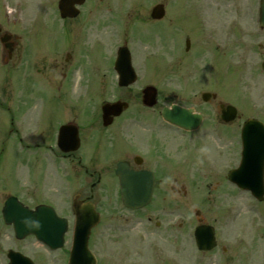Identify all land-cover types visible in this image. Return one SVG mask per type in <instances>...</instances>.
Listing matches in <instances>:
<instances>
[{
    "label": "flooded vegetation",
    "instance_id": "flooded-vegetation-1",
    "mask_svg": "<svg viewBox=\"0 0 264 264\" xmlns=\"http://www.w3.org/2000/svg\"><path fill=\"white\" fill-rule=\"evenodd\" d=\"M155 5L163 6L164 16L159 20L151 17V9ZM155 5L149 10L147 21H150L152 30L155 29V34L159 36L163 32L158 26L170 24L167 18L169 11L165 2L160 1ZM125 11L126 8L124 13ZM122 15L120 0H0V39L10 37L0 43V106L14 116L4 103L8 101L9 90L11 91L9 70H17L21 80L20 100L21 96L29 99L23 96L27 93L23 84H29L40 91L45 99L44 102L37 101L34 104L38 118L33 114L30 128L29 117L24 113L18 128H13L10 123L11 128L7 130V134L17 135L19 151L33 152L36 162L41 159L44 161L42 169H27V182L19 178L20 168L15 174L16 168L12 165H8V171L0 167V173L11 180L10 186L1 185L0 189L6 194L2 197L0 191V264H9L10 251L25 256L32 264H69L75 223L72 213L67 218V243L65 251L60 250L62 256L52 255L57 250L53 251L44 246L33 235L17 239L12 228L6 226L2 220V206L9 197L16 198L31 210L41 204V192L34 187L40 171L47 178L52 170L55 179H62L70 186L78 179L75 176L76 169L82 170L79 175L84 176V180L96 176V182H100L101 173L95 169L105 168L107 163L114 168L118 163H124L134 172L146 171L151 175L146 181H153L152 198L145 209L130 211L110 208L99 211V223L92 229L88 241L97 264H139L135 238L130 236L128 240L126 234L138 223V213L148 208L151 210L152 207L155 209L151 212L159 214V217H178L169 221L156 216L153 233L163 235L170 231L180 241H151L146 249L145 263L181 264V198H188L200 185L213 189L219 183L230 186L232 193L229 194H234V185L229 181L230 171L237 166L234 165L233 155L234 121L225 122L223 119V113L229 105L227 98H223L218 91L204 90L199 93L200 101L196 99L192 105H181L201 116L197 129L186 130L166 122L161 117V110L174 103L160 109L158 104L147 107L142 103L144 90L153 86L150 82H143L138 76L128 86H119L114 67L115 51L123 45L126 46V42L112 50L107 66L105 55L104 59L101 55L91 57L88 25L100 24L101 31H106L107 28L115 31V26L121 23ZM7 24L22 26L17 33H11L1 27ZM35 25L44 27L40 32L44 36L45 33L49 34L46 37L47 40L50 39V44L30 53V42L35 40L37 44L39 36V32H32ZM64 32L76 35L73 44L64 38ZM236 40L238 38L232 40L234 44ZM97 42V48L102 51L104 41L100 39ZM261 43L260 47H264L262 39ZM242 46L244 52L249 50L243 41ZM228 47L229 44L224 43V48ZM47 49L50 54L48 59L43 53ZM99 56L102 63L97 65L95 63ZM262 57L259 61L260 67L264 63V54ZM43 81L48 85H43ZM49 92L55 95H50ZM205 94L207 95L204 96ZM115 102L126 104L125 110L105 125L102 107ZM134 103H140V106L134 107ZM47 104L49 113L53 108L59 113L54 119L48 117L46 120L44 116L43 109L45 107L48 111ZM16 110L19 114L22 112L19 107ZM61 129L63 132L59 138ZM113 134L116 139L110 144L106 137ZM181 141L184 143L181 144ZM57 168H60V172H57ZM8 174L11 176L8 177ZM46 182L49 183L47 180ZM92 186L93 183L90 188ZM51 187L50 184L47 190ZM114 195L119 197L118 192ZM90 199L93 200L92 195L80 200L85 203ZM222 206L224 203L221 201L220 207ZM231 207L227 205V209ZM147 219L151 221V215Z\"/></svg>",
    "mask_w": 264,
    "mask_h": 264
},
{
    "label": "rangeland",
    "instance_id": "rangeland-1",
    "mask_svg": "<svg viewBox=\"0 0 264 264\" xmlns=\"http://www.w3.org/2000/svg\"><path fill=\"white\" fill-rule=\"evenodd\" d=\"M160 1L168 5L167 18H169L170 24L158 26L163 34L157 36L155 34L157 31L152 30L153 26H150V21L147 19L151 7ZM120 2L123 18L121 23L115 26V31L110 28L101 31L100 24L91 25L93 24L91 23L88 25V28L90 26V47L92 46L91 57L92 55H101L103 58L105 55L107 66V63H110L112 50L126 42V46L134 58L133 65L137 69L139 79H142L143 82H150L158 89L159 109L169 103L193 104L196 99L199 100V93L204 90L220 92L223 98H227V101L235 106L239 116L233 125V155L236 163L239 149L238 133L242 122L249 117L264 120V71L261 70L259 64L264 54V47H260L261 39L264 41L262 38L264 31L259 33L256 23L258 0H120ZM124 8H126L125 13ZM235 17L238 20L233 21ZM21 26L7 24L1 27L11 33H17ZM27 28L31 27L27 26ZM42 28L44 27L39 25H35L33 28L32 32H39V36L37 44L35 40L30 42L28 46L30 53L50 44V39L47 40L46 37H49V34L45 33L46 36H44L43 32H40ZM67 32L62 35L73 44L76 35L67 34ZM243 34L244 37H242ZM185 37L190 40L191 47L188 52L184 50ZM235 38L238 40L234 44L232 40ZM241 38L245 47L249 49L245 52ZM100 39L104 41L105 45L102 51L96 46ZM227 39L228 41H226ZM224 43H228L229 47L224 48ZM43 53L47 55L45 58L48 59L49 50H43ZM97 61L95 64H100V56ZM9 73L10 80H12L9 83L11 91L9 90L8 101L4 103L14 116L0 106V167L8 171V165H12L16 168L15 174L19 172L20 168L19 178L26 181L27 169L36 167L42 169L44 160L36 162L33 152L19 151L17 135L7 134V130L11 128L10 123L13 124V128H18L24 113H27L29 117L28 128H30L33 114L35 118H38L37 112L34 111V104L37 101L44 102L45 99L40 91L30 87L29 84H23L27 92L23 96L29 97V99L21 96L20 100L19 82L21 80L18 72L9 70ZM1 74L0 71V79ZM43 85L48 84L43 81ZM51 89L49 88V90ZM29 91H32L31 94L28 93ZM49 94L55 95L51 92ZM138 105L140 106V103ZM138 105L134 103L133 106L138 107ZM17 107L22 111L20 114L17 113ZM43 113L46 120L48 117L54 119L59 114L55 108L49 113V108L47 111L45 107ZM115 139L114 134L106 137V141L110 144ZM183 143L184 141H181V144ZM87 144L86 139V146ZM2 151H4L3 155H1ZM89 156H91L90 153ZM109 166L111 165L107 163V167L95 169L101 173V182L91 191L90 185L96 182L97 177H89L84 180V176L79 175L82 170L76 169L77 175L75 176H78V179H75L74 189L78 190L80 198L92 195V201L100 209L104 206L112 209L122 208L120 201L114 196L116 179L113 176V167ZM58 171L60 172V168H57ZM89 171L92 172L91 169ZM53 174L51 170L46 178L45 173L40 171L34 187L38 192H41L39 199L41 202L53 204L60 214L67 217L66 209L71 202V199L68 200L69 197L66 198L69 187L62 185ZM1 181L3 183H0V189H2L1 185L10 186L11 180L0 173ZM50 184L52 187L47 190ZM61 186L66 188L64 193H62ZM98 188L101 191L105 189L104 198H97L96 194L100 193L97 192ZM70 189H72V185ZM45 190H47V194H45ZM230 190V186L222 183L217 184L213 189L200 185L191 192L188 198H181V264H264V225L261 223L258 209L255 210L254 207H251V201L243 195L229 194L232 193ZM235 192L239 193L238 190ZM207 193L210 195H206ZM5 195V193H1L2 197ZM221 201L224 203L222 207L219 206ZM227 205L232 206L231 209H227ZM194 207L202 211L203 220L217 228L218 246L210 252H198L194 245L192 233L198 223L192 212ZM151 210L148 208L140 211L137 217L138 223L130 233L126 234L128 240L130 236L135 238L139 264H146V249L151 241H180V238L170 231L163 235H157V232L153 233L154 220L156 216L159 217V214L151 212ZM150 215L151 221L147 219ZM159 218L170 221L178 217L169 215ZM223 247L226 249L225 252L222 250ZM59 252L52 255L62 256Z\"/></svg>",
    "mask_w": 264,
    "mask_h": 264
},
{
    "label": "water",
    "instance_id": "water-1",
    "mask_svg": "<svg viewBox=\"0 0 264 264\" xmlns=\"http://www.w3.org/2000/svg\"><path fill=\"white\" fill-rule=\"evenodd\" d=\"M68 1V0H64ZM162 9L161 6H157L153 9V18H160L162 16V12L160 13V10ZM260 17H261V24L264 27V0H262L261 9H260ZM117 71L120 75V82L122 84L123 81L130 78L131 71L129 69V63L124 58V54L121 52L119 55V60L117 62ZM143 102L145 105L152 106L155 103V92H145ZM122 107H124L121 103H116L113 105H107L104 107L103 112L105 117L110 115H118ZM235 109L232 107H228L227 114L228 116L224 118L225 120H231L235 118ZM162 116L165 120L176 124L178 126H181L183 128L192 129L196 128L197 125L200 122L199 116L191 114L189 110L181 109L179 107L173 106L171 110L163 109ZM262 129L260 128V125L256 126L254 123H248L245 127V139H244V152H243V158L241 163V168L243 169L248 162L257 163L262 167V162L264 159V153L262 152L264 149V140H263V134L261 133ZM116 175L119 177L120 181V190L122 194V200L126 207L128 208H139L144 205H146L150 199V192H151V185L150 184H143L140 182L142 175L141 174H134L131 171H129L125 166L118 165L116 169ZM242 187H251L250 184H245ZM12 200V199H11ZM9 200L7 202V209L8 213L4 212V218L7 223L13 222L15 231L17 236H21L24 233L34 232L38 235L40 239H42L45 243L52 246L53 242L55 241V238L53 236L54 234V228L56 227V223L58 225L57 228V242L56 245L52 246L53 248L59 247L61 244L62 236L64 233V222L63 220H60L55 216L54 213H52L48 208L41 207V211H38L37 217L40 218L42 215V224L41 229H43L42 232L36 231L37 229H34V227L27 228L28 226H25V223L22 222L23 214L17 213L14 208H21L20 205L14 204L12 205V201ZM75 208L79 209L82 208L79 204H75ZM9 209V210H8ZM11 210V211H10ZM44 216H48L51 219V222L49 219L44 220ZM79 217L86 218V216L80 215ZM43 225V226H42ZM91 226H89L90 228ZM89 228L87 232H89ZM195 242L200 250H209L211 249L215 243H214V234L213 230L210 227H198L196 228L194 232ZM87 235L85 237V243L84 248L86 251V254H88L87 250Z\"/></svg>",
    "mask_w": 264,
    "mask_h": 264
}]
</instances>
